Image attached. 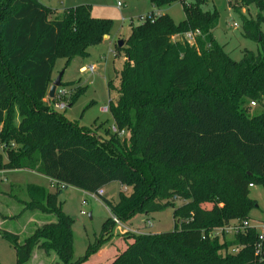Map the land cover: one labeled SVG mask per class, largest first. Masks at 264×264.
<instances>
[{
	"label": "trees",
	"instance_id": "trees-1",
	"mask_svg": "<svg viewBox=\"0 0 264 264\" xmlns=\"http://www.w3.org/2000/svg\"><path fill=\"white\" fill-rule=\"evenodd\" d=\"M149 1L152 15L132 27L119 48L127 62L118 73L117 102L108 107L117 132L102 141L46 112L44 101L57 61L89 57L111 36L112 22L93 18L85 6L57 15L40 0H0V143L9 150L7 161L0 154V172H35L57 188L50 193L28 185L24 202L54 222L35 227L22 243L19 235L0 230L17 264H28L36 248L61 264H85L93 256L91 264H264L256 230L224 241L209 236L234 220L250 221L256 205L250 190L264 185V0L228 1L242 20L243 36L259 45L240 62L214 36L219 14L203 11L207 0ZM177 2L185 11L180 25L158 15ZM252 7L254 19L244 17L241 11ZM198 31L191 45L186 35ZM109 88L115 89L112 83ZM248 102L263 114L246 116ZM112 183L131 190L116 203L100 196L121 224L173 208L176 229L128 232L104 261L100 247L74 261V221L59 198L71 187L98 195ZM106 230L108 240L112 228ZM235 246L242 249L233 255Z\"/></svg>",
	"mask_w": 264,
	"mask_h": 264
},
{
	"label": "rangeland",
	"instance_id": "rangeland-1",
	"mask_svg": "<svg viewBox=\"0 0 264 264\" xmlns=\"http://www.w3.org/2000/svg\"><path fill=\"white\" fill-rule=\"evenodd\" d=\"M40 2L59 13L57 15H61L68 9L89 7L93 18L112 22L111 36L99 47L90 49L89 57L75 58L68 65L65 60L57 61L55 80L64 72L63 85L57 90L54 100L47 97L44 101L47 106L46 112L49 114L59 113L69 122L88 130V133L96 134L102 141L107 140L110 138L108 135L113 132L114 120L111 113L105 109H108L111 101L117 102V93L121 84L118 73L123 70L127 60L118 44L129 38L132 27H139L152 15L153 7L149 0H40ZM118 2L122 4L121 8L118 7ZM188 3L194 4L195 1L189 0ZM214 10H217L219 14V24L214 36L221 46H225V51L234 61H242L246 50L259 52V45L243 36L242 20L239 15L230 10L228 0H207L203 4L204 12L213 13ZM241 12L244 17L254 19L257 9L245 8ZM158 15H168L173 22L180 25L185 18L184 6L181 2H177L167 9L158 11ZM235 24L238 27H234ZM262 31L264 33V23ZM90 67L95 68L94 73L81 71L83 68ZM110 83L114 85V91L110 90ZM62 91L66 94L61 95ZM76 97H78L77 100L70 107ZM61 103L66 105L65 109H57V105ZM242 111L249 118L263 114L261 106H251L250 102L243 107ZM19 120L20 117L15 115L16 124ZM3 127L4 125L1 124L0 132ZM14 148L18 151L19 145ZM8 152L9 150L0 149V154L5 161L9 159ZM1 177L0 180H2ZM4 177L6 184L2 185L0 181V230L19 235L20 243H22L30 237L38 221H47L53 217L40 212H31L25 208L24 202L28 201L26 192L28 185L39 186L50 193H55L57 188L46 177L27 171ZM130 191L127 188L125 192L119 183H112L104 188V197L116 203L121 193L128 195ZM250 191L251 198L256 201L250 218L255 224L264 223V185L252 187ZM84 200H86L85 205H83ZM171 201L175 204L174 207L180 206L178 199L172 198ZM59 202L63 205L64 213L74 221V261L84 258L90 250L97 247H100L99 259L104 261L114 250V245L120 246L127 229L148 235L171 233L176 229L173 208L146 216L136 215L126 224L112 226L114 216H111L109 208L100 197L96 200L90 199L83 191L71 187L63 191ZM110 218L112 222L107 224ZM148 223H151L152 227ZM108 227L112 230L106 240ZM95 258L91 257L85 264H91ZM0 264H17L15 250L1 236ZM28 264H61V262L53 253L46 256L43 251L34 249L32 260Z\"/></svg>",
	"mask_w": 264,
	"mask_h": 264
},
{
	"label": "built area",
	"instance_id": "built-area-1",
	"mask_svg": "<svg viewBox=\"0 0 264 264\" xmlns=\"http://www.w3.org/2000/svg\"><path fill=\"white\" fill-rule=\"evenodd\" d=\"M118 7L119 8L122 7V4L120 2H118ZM234 27H238V25L235 24ZM198 35H200L199 31L195 32V33H192V32L188 33L186 35L188 42L191 45H193L195 43ZM81 71L84 73H94L95 68L94 67H90L87 69L83 68V69H81ZM60 94L64 95V94H66V92L62 91ZM252 106H255V104L252 103ZM65 107H66V105L64 103L57 105V109H65ZM105 111H108V109H105ZM112 131L114 133L117 132V130L115 128H113ZM0 149H2V150L5 149V146L1 143H0ZM5 174H6V172H0V176H2L1 179L3 182L6 181L5 179L3 180V178H5L4 177ZM85 195L90 199L96 200L98 197L104 196L105 193H104V190H101L98 195L89 194V193H85ZM85 204H86V200L83 201V205H85ZM83 215H84V213H83ZM113 221L116 225H122L121 222L116 218H114ZM148 225L150 227H152L151 223H148ZM252 229L256 230V232L258 233L259 242H260V245H262L264 243V223L255 224L254 222H252V220H250V221L249 220H241V219L234 220L233 222H230V224H228L226 226L219 227V228H216V229L210 231L209 236L212 239H218V240L220 239V240L224 241L225 237L233 239V238H235V236L246 234L247 232H249ZM128 232L136 234V235L141 234L139 232H135V231L127 229L126 233H128ZM241 249H242L241 246L240 247L235 246L234 248L230 249V253L235 255Z\"/></svg>",
	"mask_w": 264,
	"mask_h": 264
},
{
	"label": "water",
	"instance_id": "water-1",
	"mask_svg": "<svg viewBox=\"0 0 264 264\" xmlns=\"http://www.w3.org/2000/svg\"><path fill=\"white\" fill-rule=\"evenodd\" d=\"M119 48H122L124 46V41L119 42ZM64 72H62L57 79L53 82L50 92H49V99H55L57 90L62 87V78H63Z\"/></svg>",
	"mask_w": 264,
	"mask_h": 264
},
{
	"label": "crops",
	"instance_id": "crops-1",
	"mask_svg": "<svg viewBox=\"0 0 264 264\" xmlns=\"http://www.w3.org/2000/svg\"><path fill=\"white\" fill-rule=\"evenodd\" d=\"M56 14H59V13H56ZM108 39H109V37H108ZM107 38L105 39V40H108ZM126 62H127V60H126ZM55 77H56V75H55V70H54V73H53V79L55 80ZM18 172H21V171H13V172H6V174H5V176L6 175H9V174H16V173H18ZM27 172H31V171H27ZM31 173H33V174H36V175H38V176H41V175H39V174H37V173H35V172H31ZM48 179V178H47ZM50 182H52L50 179H48ZM1 181V183H2V185H4V183L5 182H3L2 180H0ZM53 183V182H52ZM6 184V183H5ZM54 184V183H53ZM3 221V220H2ZM49 221H52V222H54L55 221V219L52 217V218H50V220H47V221H38L37 222V224L34 226V228L35 227H42L44 224H46L47 222H49ZM36 250H38L37 248H36ZM111 254V253H110ZM31 262V261H30Z\"/></svg>",
	"mask_w": 264,
	"mask_h": 264
}]
</instances>
